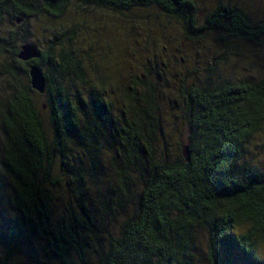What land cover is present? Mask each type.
I'll return each instance as SVG.
<instances>
[{"label":"trees","instance_id":"trees-1","mask_svg":"<svg viewBox=\"0 0 264 264\" xmlns=\"http://www.w3.org/2000/svg\"><path fill=\"white\" fill-rule=\"evenodd\" d=\"M72 4L130 21L152 11L211 60L182 54L173 79L157 60L116 77L55 27L37 58L19 60L35 34L45 39L36 21ZM253 138L264 145V14L230 0H0V264H264Z\"/></svg>","mask_w":264,"mask_h":264},{"label":"rangeland","instance_id":"rangeland-1","mask_svg":"<svg viewBox=\"0 0 264 264\" xmlns=\"http://www.w3.org/2000/svg\"><path fill=\"white\" fill-rule=\"evenodd\" d=\"M213 0H199L200 6L209 4ZM226 1V0H224ZM242 5L246 8L251 16L261 17L264 14V0H230ZM152 11L139 12V15L132 18V21L118 14L105 12L97 9L83 8L81 5L72 4L66 15L60 19L50 22L48 19L41 17L37 20V31H41L45 35L43 39L40 34H35L36 46L43 50L48 44V37L51 29L55 27L56 33L60 36L64 45L69 44L72 48L78 49L82 55L91 60V62L99 68L103 74L114 71L116 77H127L129 74H139L142 64H159L165 62L169 64L168 72L165 73L169 79L180 77L182 67L177 65V59L182 54H187L194 58L197 64L201 63L202 58L211 60V53L207 55L202 53V49L198 44L184 41L177 29L176 25L167 23L164 20L155 18L150 22L147 17L153 16ZM145 21H148L145 23ZM163 26L165 30L163 38H157L155 34L151 38L146 36V30L154 27ZM62 34V35H61ZM68 46V45H67ZM78 47V48H77ZM195 50H198L197 53ZM260 55L258 53L246 54L245 57L255 60L257 64ZM258 66L255 65L254 68ZM171 75H168L170 74ZM170 119V118H168ZM167 119V120H168ZM177 122V119H175ZM178 123V122H177ZM259 139H252L247 145L248 158L256 163H264V145L259 143ZM106 177V176H105ZM110 177H107V181ZM101 187L106 182L101 181ZM7 188H3L4 193ZM103 191L102 188H98ZM7 196L8 194L5 193ZM60 209V207L58 208ZM199 232V231H198ZM197 240L201 244L205 242V232L202 230V236L197 233ZM260 254L264 257V246H260ZM29 259L25 255L17 256L11 264H29ZM29 262V263H28ZM50 264H60L52 261ZM197 264H202L198 263Z\"/></svg>","mask_w":264,"mask_h":264},{"label":"water","instance_id":"water-1","mask_svg":"<svg viewBox=\"0 0 264 264\" xmlns=\"http://www.w3.org/2000/svg\"><path fill=\"white\" fill-rule=\"evenodd\" d=\"M38 56H39L38 47L32 43H27L20 47L17 58L21 61H30L32 59L37 58ZM28 75H29L31 88L36 92L42 94L45 88V78L42 70L37 65L31 64L28 69ZM182 153L185 160H187L188 151L186 146L183 147Z\"/></svg>","mask_w":264,"mask_h":264},{"label":"bare ground","instance_id":"bare-ground-1","mask_svg":"<svg viewBox=\"0 0 264 264\" xmlns=\"http://www.w3.org/2000/svg\"><path fill=\"white\" fill-rule=\"evenodd\" d=\"M244 7H245V5H244Z\"/></svg>","mask_w":264,"mask_h":264}]
</instances>
